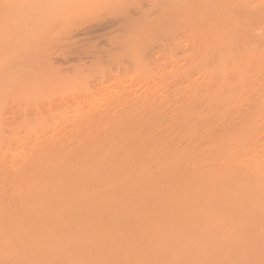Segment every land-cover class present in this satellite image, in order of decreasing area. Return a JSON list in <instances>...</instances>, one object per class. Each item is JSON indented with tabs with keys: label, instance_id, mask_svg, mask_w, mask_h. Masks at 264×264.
<instances>
[{
	"label": "bare ground",
	"instance_id": "obj_1",
	"mask_svg": "<svg viewBox=\"0 0 264 264\" xmlns=\"http://www.w3.org/2000/svg\"><path fill=\"white\" fill-rule=\"evenodd\" d=\"M0 264H264V0H0Z\"/></svg>",
	"mask_w": 264,
	"mask_h": 264
},
{
	"label": "rangeland",
	"instance_id": "obj_2",
	"mask_svg": "<svg viewBox=\"0 0 264 264\" xmlns=\"http://www.w3.org/2000/svg\"><path fill=\"white\" fill-rule=\"evenodd\" d=\"M107 17H109V16H107ZM100 19H101L100 21H99V19L97 20V21H98V22H97L98 24L95 22V20H93V21L91 20V21H92V22H91L92 25H94V22H95V25H94L95 27L92 26L91 23H90L88 29H87V28H86V29L84 28V29H85V30H84V29H83L84 26L81 27V28H79L80 30L83 29L84 32H83L82 30H81L82 32H80V30H79V32H78V29H77L76 32L74 31L75 34L78 35V36H76V35L74 34V35H75L74 37H77V39H80L79 36L83 37L82 35H85V37H84L83 39L81 38V40H77V43L80 42V41L82 42V40H86V41H88V40L90 39L91 41H89V43H92V41H93V43H95V44H100V46L102 45L103 40H101V39H102L101 37L104 35V33H107V32L109 31V29L111 30L112 25H113V26L116 25L115 22H117V20H116L115 18H111V19H109V18L106 19V18H105V20H103V17H101ZM102 21H104V22H102ZM89 22H90V21H89ZM89 22H88V23H89ZM99 22H100V24H99ZM101 22H102L103 24H106L107 26L103 25ZM86 24H87V23H86ZM96 24H97V25H96ZM101 24H102V25H101ZM87 25H88V24H87ZM98 25H99V26H98ZM104 26H105L106 28H105ZM87 27H88V26H87ZM91 27H92V28H91ZM93 27H94V28H93ZM96 27H98V28H100V29H98V31H97V28H96ZM108 27H109V28H108ZM90 28H91V31H90ZM94 29H95V30H94ZM87 30H88V31H87ZM92 30H94L95 32L92 31ZM99 30H100V31H99ZM96 32H99V33L96 34ZM103 32H104V33H103ZM79 33H80V34H79ZM84 33H86V34H84ZM100 33H101V35H100ZM72 34H73V33H72ZM98 34H99V35H98ZM92 35H93V36H92ZM70 36H71V42H72V41H76V38H74L72 35H70ZM72 37H73V38H72ZM90 37H92V39H91ZM74 39H75V40H74ZM87 39H88V40H87ZM81 42H80V43H81ZM77 43H75L76 45L74 44L75 46L73 45V43H71L70 46L73 45L74 47L77 48ZM98 46H99V45H98ZM70 48L72 49V47H70ZM76 48L72 49V52H74V51L76 52V53L74 52L75 54L72 53L71 55L67 56V58H62V60H60L61 63H60V62H59V63L57 62V65H59V66H60V65L67 66V69H65V67H63V66L60 67V68L63 67L64 70H65V72H66V71L69 72L68 69H69L70 67H72V66H70L71 64H73V67L69 69V70H70V73L72 72V70H73L75 67H79V66H81V64L84 63L85 60H86L87 62H89V60H90V59L87 58V56H86L87 53L83 54V52H81L82 54L80 53L81 55H79L78 51H76ZM77 49H79V47H78ZM77 53H78V54H77ZM87 55H88V54H87ZM74 56H75V57H74ZM70 59H71V60H70ZM80 59H81V60L84 59V61L81 63V60H80ZM63 60H64V61H63ZM77 60H78V62H77ZM79 60H80V62H79ZM58 61H59V60H58ZM70 61H71V62H70ZM87 62H85V63L87 64ZM74 65H75V66H74ZM62 71H63V69H62ZM65 72H64V74H65ZM67 72H66V73H67ZM90 84H91V83H90ZM90 86H91V85H90ZM92 87H93V86H92Z\"/></svg>",
	"mask_w": 264,
	"mask_h": 264
}]
</instances>
